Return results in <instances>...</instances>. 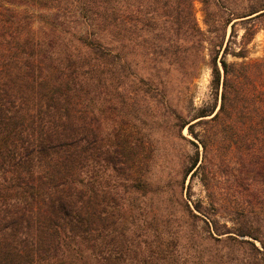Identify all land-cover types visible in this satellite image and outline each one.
I'll return each instance as SVG.
<instances>
[{
	"label": "trees",
	"instance_id": "obj_1",
	"mask_svg": "<svg viewBox=\"0 0 264 264\" xmlns=\"http://www.w3.org/2000/svg\"><path fill=\"white\" fill-rule=\"evenodd\" d=\"M263 17L264 0H0V264H264V63L228 60ZM204 66L220 105H173ZM215 127L255 197L191 209L172 188V212H146L156 130L188 129L185 176L209 190Z\"/></svg>",
	"mask_w": 264,
	"mask_h": 264
},
{
	"label": "rangeland",
	"instance_id": "obj_2",
	"mask_svg": "<svg viewBox=\"0 0 264 264\" xmlns=\"http://www.w3.org/2000/svg\"><path fill=\"white\" fill-rule=\"evenodd\" d=\"M195 15L201 29L207 31L204 6L200 1L195 2ZM259 23L261 30L249 45L246 60H237L230 56L228 58L230 62L264 63V17L259 20ZM237 30L240 33L239 40H241L244 31L241 26H238ZM230 32L231 28L229 29V34ZM211 82L212 70L209 66H204L201 69L198 79L195 80L188 89L185 88L184 93H179L181 90L179 86L170 89L173 105L179 104V106L183 108L184 104V106H189L196 110L215 104L219 106L221 101L220 98L216 97ZM213 133H217L220 144L226 139L230 140L231 134H233L228 130L226 133L221 132L220 127H215ZM183 136L192 143L198 144V141L190 135L187 128L183 131ZM154 138L155 150L153 157L148 164L144 165L142 173L144 174V180L149 181L154 185L155 189H159L160 191L155 194H148L146 197L142 198L143 209L146 212H157L156 214L164 212V215H166L167 212H172V204L170 202L172 188L177 191L178 197L183 199L184 202L189 203L191 209H194V203L198 200L203 201L205 204H208L209 199L216 202L221 201L228 203V201L234 199L247 200L246 196L249 195L250 198L255 197L251 194L246 195L247 193L236 185L237 181H239L238 157L245 151L243 149L246 148L243 147V149L231 151L228 149L227 144L223 143L211 152L209 155V163H207L205 168V173L209 174L211 177L209 180L211 187L207 190L201 181L202 173H204L203 171H201L199 175L192 177V174L185 176V169H183V165L188 162V157L197 154V146L187 140L180 139V137L176 138L171 136L169 131L157 132L156 130ZM199 147L201 163L203 149L200 145ZM255 182L256 183H254L253 180H248L246 184H256L255 187H259L257 185L259 181L256 180ZM177 186L179 187L177 188ZM261 188L263 189V187ZM261 188L255 190V195L264 199V191ZM176 212H179L177 206L176 211L173 213ZM218 216L219 217H216V219L219 218L222 223H228L231 226L229 219L230 215L220 213ZM257 244L259 245L258 242Z\"/></svg>",
	"mask_w": 264,
	"mask_h": 264
}]
</instances>
